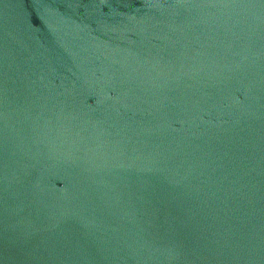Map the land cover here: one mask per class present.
I'll use <instances>...</instances> for the list:
<instances>
[{"label":"water","instance_id":"95a60500","mask_svg":"<svg viewBox=\"0 0 264 264\" xmlns=\"http://www.w3.org/2000/svg\"><path fill=\"white\" fill-rule=\"evenodd\" d=\"M0 264H264V0H0Z\"/></svg>","mask_w":264,"mask_h":264}]
</instances>
